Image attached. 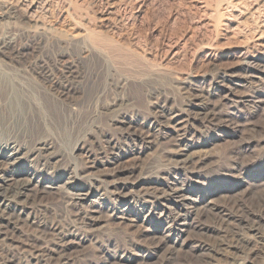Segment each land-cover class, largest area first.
I'll use <instances>...</instances> for the list:
<instances>
[{"label":"rangeland","instance_id":"1","mask_svg":"<svg viewBox=\"0 0 264 264\" xmlns=\"http://www.w3.org/2000/svg\"><path fill=\"white\" fill-rule=\"evenodd\" d=\"M52 1L0 0V39H12L13 52L24 55L17 62L0 54V140L13 135L23 151L40 140L53 147L50 166L40 172L38 201L27 206L21 223L26 226L20 225L14 236L26 240L25 235L40 225L57 224L64 230L76 225V214L89 211L87 222L76 227V238L63 247L65 260L60 264H202L208 247L219 239L218 221L250 224L263 214L264 50L256 46L264 44V29L263 34L255 29L264 28V0H234L239 8L227 12L219 9L228 0ZM230 11L229 21L225 18ZM65 19L84 38L65 39L60 31ZM236 27L249 33L246 41L239 33L233 35ZM193 32V45L183 59L163 54L165 44L179 43L174 46L179 49V38L187 39ZM121 35L132 43L126 46L112 39ZM205 56L212 58L211 66L202 71ZM32 61H43L49 68L69 67L72 91L57 102L63 117L58 128L39 127L26 133L10 124L2 106L7 80L19 83L34 102L47 93L42 78L25 67ZM184 85L191 95L200 96L196 104L208 113L215 111L212 120L188 116L195 107L188 106ZM236 95L246 102L237 104ZM162 99L167 100V108L180 113L181 127L188 129L179 140L185 156H180L173 141V129L166 130L168 134L150 126L155 105ZM129 123L137 135L142 133L141 138L120 140ZM109 142L115 144L111 154L105 151ZM186 156L189 165L176 163ZM23 157L12 170L29 178L37 166ZM112 173L120 178L118 184L129 186L118 197L99 183ZM136 184L142 186L140 193L133 188ZM175 187L194 204L188 224L170 225L179 205L169 192ZM163 191L170 194L161 196ZM74 193L93 196L73 205ZM150 205L154 215L140 214L138 221H132ZM256 248L246 255L238 252L236 261L218 255L217 264H264V246ZM8 249L15 263L21 264L19 252Z\"/></svg>","mask_w":264,"mask_h":264},{"label":"bare ground","instance_id":"2","mask_svg":"<svg viewBox=\"0 0 264 264\" xmlns=\"http://www.w3.org/2000/svg\"><path fill=\"white\" fill-rule=\"evenodd\" d=\"M50 1H52V0H50ZM58 5H60V3H58ZM44 6H46L45 2L42 3L41 7H44ZM50 6H49V8H50ZM220 7L221 6H219V8ZM233 7H237L235 9H238L239 5L237 3H235L234 0H228V2L225 3L224 7L219 9V11L224 10V12H225V10H226V12H227V10H233L232 9ZM52 8L53 7H51V9ZM44 11H46V10H44ZM245 13H249V10L245 9ZM231 14H232V11H230L229 14H227V17L225 19L230 21V19H228V17H232ZM249 15H252V14L249 13ZM105 20L107 21L108 19H105ZM31 21H33V20H31ZM64 23H66L65 27L61 26L60 31L62 32V35L65 37V39H67L69 42H75L84 36L83 34H80L79 30L77 29L78 27L71 26L70 20L68 21L67 19H65ZM100 23H98V24L100 25ZM223 25H224V27H228V25L226 23L225 24L223 23ZM239 27H236L235 29L232 30L233 35H237L239 33L242 40L246 41V39H248L247 37H249L248 36L249 33L247 34L245 32L239 31V29H238ZM263 29L264 28H256L255 31H256V33L259 31V33L263 34V32H262ZM91 31H92V33L95 32V27L91 28ZM91 31H90V33H91ZM195 35L196 34L193 32L187 39H185L184 36L179 38V39H182L181 40L182 43L180 44L181 47L179 49H176V47L174 48V46L178 45L179 43H176L173 46H171L170 43L167 45L165 44V46L163 47V54H165V55L172 54L171 59H183L185 57L184 54H186V51L189 50L190 47L193 45L191 39ZM87 36H89V33H87ZM113 38L116 40V42L123 43L126 46L129 45L130 43H132V40L130 38H128L127 36L125 38L122 37V35L118 36L116 38L114 36H112V39ZM14 43H12V39L11 40L7 39V38L0 39V54H3V55L5 54L10 60H13V61L18 60L17 62H20L19 57H22L23 53H21L20 51H16V50H15L16 52L15 51L13 52V50L16 49V48H14L15 46H13ZM256 45H258V44H256ZM206 46H207V44H206ZM211 46H212V43H211ZM213 46H215V45H213ZM213 46L210 48H214ZM256 47L261 49V50H264V44L258 45ZM23 57H24V55H23ZM211 59H212L211 57L205 56L203 58V60L200 62L201 66L199 67V69L202 70L206 67L211 66ZM177 61H179V60H177ZM25 67L30 71V73L31 72L36 73L42 78L41 80H43L47 84L46 89L48 91H45V92H47L45 95H40L41 96V98H39L41 100L40 102H37V101L34 102L32 100V98L29 96L30 94L28 95L27 92L23 89V87L19 85V83L14 82L13 80L12 81L7 80V83L5 85V94H4L6 99H5V102L3 103L2 109L9 113V117H10V121H11L10 124H13L12 126L17 127V128H21L22 130L25 129L26 133L28 132V130L29 131L32 129L37 130L39 127H44L47 129V127L52 126L53 128H58L57 126H60V120H62L63 117L60 115V111H61L60 109L61 108L60 109L57 108L58 107L57 102H60L59 100H61L62 98H68L71 91H72V85L70 83V80H72L71 79V77H72L71 69L69 67H66V66H61V68H60V66L56 65V64L52 68H49V67L44 65L43 61H42V64L40 62L29 63ZM52 71H54V72H52ZM209 74L211 75L212 73H209ZM247 75H249V74H247ZM248 81H249V79H248ZM187 90H188V88H186L185 85L182 86V91H185L184 93L186 94L187 99L190 101V102H188L189 103L188 106L195 107L194 109H189L188 116H191V118L192 117L198 118V119L202 120L203 122H209L210 120H212V118L215 116V113H214L215 111L211 110L209 113L206 112V110L203 109V107H202L203 105L195 103V101L197 99H200V96H196L193 93H192L193 95H191L189 92H187ZM103 92H104V90H103ZM47 96H50V97H47ZM235 99H236L237 104H239V103L243 104L244 102H246V99H244L243 96L236 95ZM3 101H4V99H3ZM161 101H162L161 102L162 105H161L160 101L158 103H156V105H155L156 108H154L155 110H154V114H153V116H155V119H154V121H152L150 123V126L152 128L154 127L153 129L157 128L158 132L161 130H164L168 134L170 133V131H166V130H172L173 129V131L175 132V136L173 137L174 140L173 139L172 140L178 144L179 153L181 154L180 156H185V155H183V153L185 152V149L182 147L181 144H179V140L182 139L186 135L188 129L186 126L181 127L182 121L178 119V117H180V115H179L180 113H176V112L174 113L172 111V109L167 108L168 104H167L166 99L165 100L162 99ZM257 102L260 103L261 101L257 100ZM60 107H62V106H60ZM63 111H64V109H63ZM207 111H209V110H207ZM120 122L124 123V118H122L120 120ZM141 134L137 135L135 127H132L131 123H129L126 128L122 129L119 139L120 140H122V139L126 140L128 138L138 139L137 138L138 136L141 138ZM146 135H147V133H146ZM12 136L9 137V135H8V137H6L4 140H0V264H14L15 263V259L13 257L14 254H13V256L11 254H9L8 248H10L12 251L19 252V254L23 258V259H21L22 260L21 264L22 263L23 264H26V263L27 264H60V263L64 262V260H65L64 259L65 254L63 251V247L65 245H68V243H70L71 240H74L76 238L75 236L73 237L74 232L76 230V227L79 226V224L83 225L84 220L89 215V211H84V212L80 211L78 214H76V217H75L76 223L72 222L73 225H74V223L76 225L75 226H72V225L67 226L64 228V230H62L60 228V226H58L57 224L45 225L42 228H40V226H42V225H40V226L38 225L39 227L34 228V230H32L31 233H29L30 234L29 236L27 234L25 235V237H28L26 240H24L25 239L24 238L21 241V239H18L17 237H15L14 232L16 233V231L19 229V226L21 225V223L23 221L22 220V214L25 212L27 206L28 205L32 206L36 203V201H38V194H39L38 191L41 189L40 184H42V179H43V176L40 172H42L41 171L42 168L47 169L50 166V160L49 159L51 157H50L49 150L51 152V148H53V147H51L49 142H47L46 140H40V141L36 142L27 151H23V145L20 146V144L17 143L18 141L16 139L11 138ZM22 136L25 137V135H22ZM143 139H145V137ZM28 140H30V139H28ZM114 145L115 144H112L111 142H109L105 151L107 153H109L111 151L110 152V154H111L112 150L114 148ZM23 156L25 158L26 157L31 158V161L34 162L37 166L35 171L32 173L31 177H29V178H25V177H23L22 173L12 170V168L15 167L17 162L19 160H21V158ZM176 163L180 164L181 166L184 167V166H187L191 163V159L189 158V156H186V158H184V160L179 159V161H177ZM90 164H92V166H90V167L93 169L95 167L94 163L92 162ZM38 166L40 167V169L38 168ZM76 169H78V168H76ZM86 169H87V167L83 168V171L84 172L87 171ZM88 170H90V169H88ZM15 175H19L21 178L16 179ZM68 177H70V176H68ZM109 178H112V179H109ZM119 179L120 178L116 177V174L113 175V173H112L111 176L102 178V180H100L99 183L100 184L103 183L106 185L104 190L107 193H109L112 196L118 197L123 193L122 191H125L127 189V187H129L126 184H122V183L118 184L117 181H119ZM89 183H90V181H89ZM133 188H134V190L136 189L138 192L141 190L142 186H141V184H136ZM169 192L171 193V194L170 193L169 194L172 197H177L179 199V202H178L179 205H178V207H176V209H175L176 211L174 212V214H173L174 216L172 218L174 221H171L170 225L176 224V222H180V221L184 222V224H188L189 216H191V214H192V208L194 207L193 206L194 204L191 203L192 201L184 195L183 191H179V189L176 187L173 189L172 188L169 189ZM138 193H140V192H138ZM169 194L167 192L165 193V191L160 193L161 196H167ZM71 195H72V197H71L70 203H72L73 205L87 201L90 197L93 196L89 193H85V194L74 193ZM143 197H145V195ZM188 199L190 201H188ZM123 203H125V201ZM152 206L150 205L149 208L147 209V211L142 210L141 212H139V214L135 215L134 218H132V221L133 222H134V220H135V222L138 221L140 219L139 218L140 214L144 215L143 216L144 218L151 216V215H154V212H151ZM261 207H262L261 213H263V214H258L259 217L255 218V221H251L250 224L245 223V224L239 225V224L230 223L227 220L218 221L217 232L219 234V236H218L219 239L217 241H215V243L213 245H210L208 247L207 255H205L206 257L204 259H202V264H217L219 259L216 258V256L218 257V255L224 256L225 258L226 257L230 258L232 256V261H236L237 259L240 258V256L237 255L238 252H241L243 254L245 253L244 255H246V254L256 250L257 245L260 244V245L264 246V241H263L264 239L261 237V236H263V233H264V221H262V220H264V204L261 205ZM143 209H144V207H143ZM245 213L246 212H244V214ZM40 215H42V214H40ZM160 215L162 216V213ZM240 222H242V221L240 220ZM21 226L25 227L26 224L25 225L23 224ZM70 236H72V237H70ZM41 242H43V243L41 244ZM259 247H261V246H259ZM199 248L201 250H206L204 247H199ZM17 255H18V253H17Z\"/></svg>","mask_w":264,"mask_h":264}]
</instances>
